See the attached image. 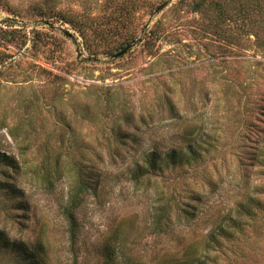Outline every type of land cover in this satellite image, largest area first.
Returning <instances> with one entry per match:
<instances>
[{"label":"rangeland","instance_id":"obj_1","mask_svg":"<svg viewBox=\"0 0 264 264\" xmlns=\"http://www.w3.org/2000/svg\"><path fill=\"white\" fill-rule=\"evenodd\" d=\"M164 94L180 120L158 113ZM31 118L38 141L26 151L10 130L22 134ZM117 126L163 148L185 146L186 136L200 142L202 159L137 188L130 160L111 161L103 146ZM50 135L51 154L86 156L103 182L77 212L73 248L62 214L68 173L47 191L23 165L16 180L28 210L0 190L1 228L15 240L45 241L48 264H101L97 249L118 227L142 256L164 253L174 241L147 229L155 187L202 192L203 223L185 233H207L217 210H235L264 185V164L253 160L258 147L264 154V0H0V154L37 163ZM179 170L191 171L183 179ZM3 171L0 164L5 181ZM252 224L246 264H264V215ZM0 264L20 263L0 254Z\"/></svg>","mask_w":264,"mask_h":264},{"label":"trees","instance_id":"obj_2","mask_svg":"<svg viewBox=\"0 0 264 264\" xmlns=\"http://www.w3.org/2000/svg\"><path fill=\"white\" fill-rule=\"evenodd\" d=\"M126 46L123 45L122 50ZM161 99L162 104L158 105V113L163 115L165 111H168L172 118L180 120L179 111L175 109L171 99L166 94L162 95ZM30 102L32 103L31 100ZM31 107V110L38 108V104H32ZM29 112L28 114H30ZM146 115L143 113L139 121L143 122ZM151 115L148 113L149 117ZM132 119L130 116L128 124ZM34 123L33 118L29 122L23 121V124L18 127V131H21L22 134L15 133L13 129L10 130L13 139L20 141L26 151L31 150L38 141V128ZM113 135V138H108L103 143L108 159L115 163L118 159L127 162L130 160L128 164L129 181L137 188H149L153 184L152 180L157 177L167 181L170 172L174 174L177 168L193 167L202 159L200 142L188 140L186 136L181 139L187 141L185 146L171 145L166 146L169 148H163L161 144L154 141L149 144L141 138L131 139L130 132L122 126H117ZM52 138L53 135H50L47 143L40 146V154L35 158L37 163L30 162L26 158L21 165L19 160L0 154L2 168L10 171H3L6 180H0V190L4 191L8 200L12 204L14 203L13 205L18 207L17 209L28 210L30 207L28 201L16 180L17 175L24 174L22 173L23 165L28 164V170H32L31 172L40 178L47 191L53 189L56 182L66 177L65 173H68L72 183L62 207V214L73 248L81 231L77 212L88 193L98 192L103 177L95 171L97 170L95 165L88 163L86 156L80 158L67 156L65 159L60 154H51L52 147L49 144H51ZM124 147H129L132 152L123 156ZM253 160L261 165L264 164L262 148H257ZM62 170H67V172ZM179 171V177L183 178L189 175L191 170ZM259 171L264 173V170ZM197 178L198 174L195 180ZM179 180L173 179L170 183L176 187ZM155 189V200L149 212L147 229L151 236L171 238L174 245L166 247L162 254L161 250H154L151 256H142L135 247L131 246L130 234L124 228L118 227L102 241L97 249L101 264H246L249 257L245 248L249 240L248 230L254 225L252 223L256 219L260 218L262 214L264 215V199L258 197V195H264V185L255 187L254 196H247L237 204L235 210L228 211V213L217 210L213 218L210 217L208 220L211 229L207 233L190 238H186V230L194 224L203 223L201 212L202 207L206 204L203 193L196 191L194 187L184 191L183 196L175 190L167 193L157 187ZM217 190V188L213 189L212 193H216ZM44 242L40 239L34 242L15 240L9 236L5 228L0 226V254L12 256L20 264H48L47 245Z\"/></svg>","mask_w":264,"mask_h":264}]
</instances>
